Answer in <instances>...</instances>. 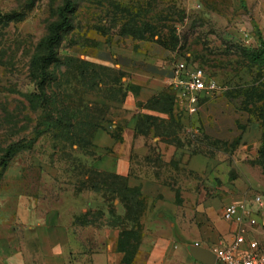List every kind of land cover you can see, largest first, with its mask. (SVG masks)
<instances>
[{"label": "rangeland", "instance_id": "374dc122", "mask_svg": "<svg viewBox=\"0 0 264 264\" xmlns=\"http://www.w3.org/2000/svg\"><path fill=\"white\" fill-rule=\"evenodd\" d=\"M66 1L0 0V214L11 210V199L21 194L48 198L51 203L61 196L82 195V205L85 200L92 203L86 222L114 225L117 220L110 211L120 217L125 214L116 196L106 189L104 200L103 194L87 189L104 180L89 169L87 125L104 115L96 103H109L107 99L119 98L128 87L113 69L84 71L71 59L86 61L85 55L98 46L128 42L143 53L164 51L170 53L172 64L186 61L219 89L226 88L224 95L239 110L248 106L256 111L264 107L247 97V89L255 83L264 90V69L251 66L242 53L264 41L254 21L252 0H70L69 26L56 46L61 65L52 68L55 79L48 91L62 101L50 114L60 121L49 126L45 115L28 102L36 94L29 63L34 55L45 53L38 44L60 20ZM150 124L168 138L181 127L175 117L167 125ZM11 149L16 154L9 157ZM249 162L254 172L249 195L264 196V157L257 152ZM132 205L128 213L133 222L126 223L136 232L128 241L131 247L146 212L141 201ZM256 210L259 239L264 242V208Z\"/></svg>", "mask_w": 264, "mask_h": 264}, {"label": "crops", "instance_id": "0c3cea01", "mask_svg": "<svg viewBox=\"0 0 264 264\" xmlns=\"http://www.w3.org/2000/svg\"><path fill=\"white\" fill-rule=\"evenodd\" d=\"M251 4L264 41V0ZM85 57L124 73L122 80L138 88L109 103V120L94 134L86 157L94 170L139 189L148 203L141 241L132 256L120 251L121 228L86 222L92 203L82 205V195L51 203L21 194L0 214V264H201L188 248L229 245L234 228L222 217L224 207L251 202L249 160L261 143L259 123L224 95L226 88L200 93L196 105L178 99L170 89V53H143L128 42L98 46ZM166 93L174 96L168 111L146 106ZM144 116L162 125L175 117L181 127L174 139L153 125L144 133L138 126ZM190 137L197 139L186 144Z\"/></svg>", "mask_w": 264, "mask_h": 264}, {"label": "trees", "instance_id": "16d2710c", "mask_svg": "<svg viewBox=\"0 0 264 264\" xmlns=\"http://www.w3.org/2000/svg\"><path fill=\"white\" fill-rule=\"evenodd\" d=\"M71 9H72V3L70 0H67L65 2V6L60 10V14H59L60 20L58 21V23H55L50 27L48 35L45 38H43L38 44L39 48H42L45 53H42V55H38V54L34 55L29 63L30 74L36 86V94H34L31 98H29L28 102H30L29 104L33 107V110H35L36 112H40V114L45 115L44 117L46 118V122L49 126H54L58 124L60 121V120H54L52 116L50 117V114L55 112L57 105H61L62 101L59 98H55V95L53 93L51 94L50 97L48 91L50 89V83L52 79H55V73L53 71L56 66L61 65L60 58L58 56V53L56 52V46L60 39L61 33L65 31L69 26V18L67 17V15ZM242 54L247 58L251 66H254L262 70L264 69V42H260L257 48H254L253 50L247 51V53H242ZM71 62L77 64L84 71L93 72L96 67H100L101 69L108 68L105 66L91 63L87 60L81 61L79 59H71ZM116 72L120 75L119 77V82H120L125 77V74L119 71ZM122 84L128 87V89L122 91L120 93L119 98L107 99L106 100L107 102L110 103L113 101H122L125 99V97L128 95L129 92L136 93L138 90L137 87L130 85L126 82H123ZM131 88L133 91L131 90ZM170 89L173 91L174 95L176 96V93L172 89V87H170ZM247 97L255 99L257 102H259L262 105V107H264V90L262 89L261 85L255 83L249 85L247 89ZM173 99H174L173 95L166 93L152 101L150 100L146 106L156 107L158 105L161 106V108H163L165 111H168L172 105ZM109 103H102V104L96 103L97 106L99 105L100 108L104 109V115L101 119L96 120V122H91L89 125H87L90 133L89 141H88V145L90 147H92V139L94 134L100 128H102L103 124H105L109 120L108 119V115L110 111ZM243 104L244 106H246L245 103ZM241 111L248 113L253 118L255 117L254 119L260 123L259 125L263 131V134L261 137V145L260 148L258 149V154L260 157H264V109L261 110L257 109L255 111L250 109L248 106H246ZM153 121H155L153 118L144 116L138 122V126L140 125L144 127V133H146L147 132L146 129L148 128V125H151L150 123ZM115 138L118 139L117 137ZM15 154H16L15 150L12 151L11 149L9 153V157ZM89 169L90 172L94 173L99 177L104 178V180L102 182L92 183L90 187H87V189L92 190L97 194H103L102 198L104 200L108 197L105 191L107 189L109 190V194L111 193L112 196H116L115 198L118 199L119 205L123 206L125 211L123 217L118 216L115 212L111 213V211L110 214L114 219L117 220L114 226H118L121 228L119 246H118L119 250L125 252L127 255H131V256L134 255L137 249V245L140 243L142 238L143 226L141 227L140 233H137L139 237L135 241L134 245L131 247L128 241L132 239L131 238L132 236L136 235L135 234L136 232L133 231V226L129 228L126 225L127 222L128 223L133 222V220L129 216L128 211L132 204H136L139 201L144 203V208L146 209L147 208V205H145L146 200L142 197L139 189L127 187L124 178L100 173L91 167H89ZM109 180H111V184L113 183L112 185H109L108 183ZM115 198L113 199V202L114 200H116Z\"/></svg>", "mask_w": 264, "mask_h": 264}, {"label": "built area", "instance_id": "2783aa9c", "mask_svg": "<svg viewBox=\"0 0 264 264\" xmlns=\"http://www.w3.org/2000/svg\"><path fill=\"white\" fill-rule=\"evenodd\" d=\"M172 89L181 101L187 99L196 105L200 93L212 94L216 83L205 73L186 61H178L173 68ZM194 106L191 112H194ZM250 204H230L224 207L222 217L233 226L232 242L212 249L214 264H264V242L258 237L259 219L256 209L264 208V196L254 194Z\"/></svg>", "mask_w": 264, "mask_h": 264}, {"label": "water", "instance_id": "95a60500", "mask_svg": "<svg viewBox=\"0 0 264 264\" xmlns=\"http://www.w3.org/2000/svg\"><path fill=\"white\" fill-rule=\"evenodd\" d=\"M188 252L191 257L201 264H214L215 257L211 251L200 247H189Z\"/></svg>", "mask_w": 264, "mask_h": 264}]
</instances>
